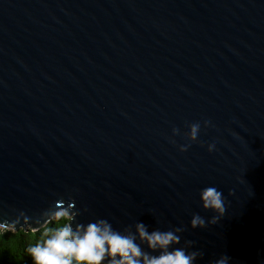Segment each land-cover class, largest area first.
I'll return each mask as SVG.
<instances>
[{"label": "water", "instance_id": "water-1", "mask_svg": "<svg viewBox=\"0 0 264 264\" xmlns=\"http://www.w3.org/2000/svg\"><path fill=\"white\" fill-rule=\"evenodd\" d=\"M71 200L180 228L196 264H264V0H0V222L37 232Z\"/></svg>", "mask_w": 264, "mask_h": 264}, {"label": "clouds", "instance_id": "clouds-1", "mask_svg": "<svg viewBox=\"0 0 264 264\" xmlns=\"http://www.w3.org/2000/svg\"><path fill=\"white\" fill-rule=\"evenodd\" d=\"M211 122L206 120L207 127ZM187 131L190 141H197L201 129L200 122L191 123ZM173 128V134L179 133ZM190 145H181L180 151H186ZM215 144L208 145L212 152ZM199 199L205 210L216 213L211 223H216L225 212V197L215 186H206L199 192ZM50 212L45 213L41 227L33 231H41L39 239L27 248L33 264H196L198 252H188L183 247H173L180 243L181 231L155 229L139 221L135 232H123L105 219L99 218L88 223L78 222L75 201H59ZM10 223L2 221L0 228H7ZM191 227H205V219L194 214ZM54 225V226H53ZM191 243V241H190ZM143 245L147 246L146 251ZM158 253V254H156ZM230 257L221 256L214 264H229Z\"/></svg>", "mask_w": 264, "mask_h": 264}, {"label": "trees", "instance_id": "trees-1", "mask_svg": "<svg viewBox=\"0 0 264 264\" xmlns=\"http://www.w3.org/2000/svg\"><path fill=\"white\" fill-rule=\"evenodd\" d=\"M41 231L15 232L0 228V264H33L27 248L39 239Z\"/></svg>", "mask_w": 264, "mask_h": 264}]
</instances>
